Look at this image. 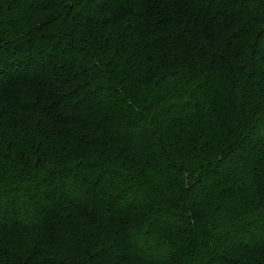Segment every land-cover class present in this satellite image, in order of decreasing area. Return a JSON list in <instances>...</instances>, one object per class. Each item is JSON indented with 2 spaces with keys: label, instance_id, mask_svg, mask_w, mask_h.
Masks as SVG:
<instances>
[{
  "label": "trees",
  "instance_id": "16d2710c",
  "mask_svg": "<svg viewBox=\"0 0 264 264\" xmlns=\"http://www.w3.org/2000/svg\"><path fill=\"white\" fill-rule=\"evenodd\" d=\"M0 264H264V0H0Z\"/></svg>",
  "mask_w": 264,
  "mask_h": 264
}]
</instances>
